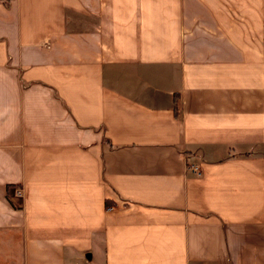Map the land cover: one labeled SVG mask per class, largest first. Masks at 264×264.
<instances>
[{"label":"crops","instance_id":"obj_1","mask_svg":"<svg viewBox=\"0 0 264 264\" xmlns=\"http://www.w3.org/2000/svg\"><path fill=\"white\" fill-rule=\"evenodd\" d=\"M0 264H264V0H0Z\"/></svg>","mask_w":264,"mask_h":264},{"label":"built area","instance_id":"obj_2","mask_svg":"<svg viewBox=\"0 0 264 264\" xmlns=\"http://www.w3.org/2000/svg\"><path fill=\"white\" fill-rule=\"evenodd\" d=\"M188 170L192 173H197V167L196 166H189ZM15 195L21 196V190H15Z\"/></svg>","mask_w":264,"mask_h":264}]
</instances>
